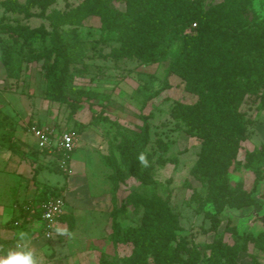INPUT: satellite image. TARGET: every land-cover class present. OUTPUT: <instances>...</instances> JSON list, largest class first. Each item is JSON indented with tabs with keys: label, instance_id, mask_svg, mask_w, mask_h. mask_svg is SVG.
Instances as JSON below:
<instances>
[{
	"label": "trees",
	"instance_id": "16d2710c",
	"mask_svg": "<svg viewBox=\"0 0 264 264\" xmlns=\"http://www.w3.org/2000/svg\"><path fill=\"white\" fill-rule=\"evenodd\" d=\"M116 1L124 2L126 9H117L106 0H87L90 12L100 18L102 32L116 33L115 39L119 43L110 50L114 58L135 57L144 65H153L167 60L174 45L180 42L168 72L181 78L186 89L199 99L194 103L176 101L170 114L186 126L189 135L202 140L192 174L208 185L209 201L214 208L206 213L211 221L206 231L218 232L227 218L223 215L227 208L247 209L249 214L258 210L257 187L264 182V171H256L252 189L245 188L242 183L233 185L229 171L240 163L238 154L246 139L247 120L244 112L239 111L246 94H257L264 109V21L257 25L256 32L246 30L242 24L229 25L223 14L228 13L226 2L206 8L205 0ZM14 2L18 4L16 0ZM56 2L28 0L30 8L38 9L29 15L47 19L49 28L44 23L35 28L5 23L0 24V32L16 33L25 40L35 36L49 40V46L33 55L34 60L43 61L45 97L49 101L67 103L72 111H76L86 94V90L74 82L83 74L86 58L79 47L78 31L84 16L78 9H50ZM3 4L7 10H13L8 1ZM223 27L225 29L221 30ZM12 53V47L1 41L0 60L9 76ZM144 118L142 131L123 139L120 154L123 163L133 167L141 185H157L159 181L153 175L155 151L143 155L149 140V125ZM81 126L86 127V124ZM13 136L11 132V145L16 142ZM158 144L160 154L156 162L159 165L176 163L177 159L165 157L168 145L162 140H158ZM55 155L58 157L57 153ZM141 156L145 158L143 162ZM248 156L251 161L264 157V143L249 151ZM104 158L113 169L111 179L121 181L122 167L114 153ZM50 193L60 195L57 191ZM197 195L194 190L193 197L197 198ZM112 198V242L117 246L131 244L132 251L112 259L103 254L101 264H203L205 261L208 264H238L237 251L224 241L216 239L198 244L186 237L179 238L175 232L179 228L178 216L168 199L160 194L147 195L132 190L119 205L114 195ZM130 207L140 215V223L123 225L121 219L129 216ZM229 212L226 228L236 231L234 226L231 227L232 213ZM62 218L73 226L72 214ZM253 227L249 225V232L243 235L246 244L264 239V228L254 233ZM12 243V240L0 239V245L5 248ZM252 262L263 264L256 257Z\"/></svg>",
	"mask_w": 264,
	"mask_h": 264
},
{
	"label": "rangeland",
	"instance_id": "374dc122",
	"mask_svg": "<svg viewBox=\"0 0 264 264\" xmlns=\"http://www.w3.org/2000/svg\"><path fill=\"white\" fill-rule=\"evenodd\" d=\"M5 1L10 3L13 10L6 9L3 4ZM16 1L19 5L14 0H0V24H22L35 28L44 23L49 28L47 19L29 15L38 12V9L30 8L28 0ZM106 1L117 9H126L124 2ZM221 2L228 4V13L223 14L229 25L242 24L246 30L256 32L257 25L264 21V0H205L206 8ZM52 8L66 11L78 9L84 16L78 29L79 47L86 55L84 71L74 80L77 87L86 90L81 106L72 111L67 103L49 101L45 97L43 61L34 60L33 55L44 46H49L48 39L35 36L25 40L16 33L2 31L0 43L4 41L9 44L13 53L10 76L0 60V127L8 126L14 130L23 128L29 133L32 123L41 122L60 131L80 132L85 128L81 124L97 126L109 142L107 154L114 153L122 167V180H112L113 169L105 162V155H98L100 163H105L107 167L104 176H108V190L111 194L116 193L118 205L132 190L147 195L158 193L168 199L170 207L178 216L179 228L175 232L179 238L186 237L188 241L198 244L216 239L224 241L237 251L235 259L238 264H252L253 257L264 264V239L247 244L244 241L243 235L249 232V225L254 226V233L264 228L260 222H249L252 216L247 218V209L227 208L223 213L230 218L228 213L231 211V227L234 226L236 231L227 230V218L223 220L218 232L206 231L211 226L206 213L214 211V208L209 201L208 185L192 174L202 140L189 135L186 126L174 120L170 114L176 101L194 103L199 99L198 95L186 89L181 78L168 72L170 62L179 51L180 42L174 45L167 60L157 64L144 65L135 57L116 59L110 55L111 47L119 43L115 39L116 33L102 32L100 18L90 12L87 0H57ZM239 111L244 112L247 120L246 139L238 154L240 163L232 166L229 174L233 185L242 183L245 188L252 189L256 171H264V157L251 161L248 156L249 151L264 143V109L261 108L259 96L246 94ZM144 117L149 125V140L143 155L155 151L153 175L159 181L157 185H141L133 167L124 164L120 154L123 139L142 131ZM158 140L168 145L165 157L177 159L176 163L159 165L156 162L160 154ZM76 156L84 162L90 161L84 144L73 153V158ZM54 175L60 182L65 181L63 175ZM194 190H197V198L193 197ZM256 206L263 209L264 202L258 200ZM121 222L123 225L139 224L140 215L130 207L129 216L121 219ZM131 251V244L125 247L112 243L104 255L112 259L115 255H128ZM203 264L208 263L205 261Z\"/></svg>",
	"mask_w": 264,
	"mask_h": 264
},
{
	"label": "crops",
	"instance_id": "0c3cea01",
	"mask_svg": "<svg viewBox=\"0 0 264 264\" xmlns=\"http://www.w3.org/2000/svg\"><path fill=\"white\" fill-rule=\"evenodd\" d=\"M10 132L16 140L13 145ZM83 144L90 161L72 156L70 172L65 173L58 157L39 149L30 132L0 127V239L13 241L8 248L14 247L24 232L38 264H101L103 254L113 243L110 214L114 208L112 197L117 195L109 192L108 176H104L107 167L98 159V155L102 157L109 151L107 138L97 126H86L79 132L75 152ZM54 174L63 175L65 181L60 182ZM52 191L64 196L63 215L72 214L74 224L69 226L60 218L54 235L47 238L40 216L25 213L22 206L39 203L46 195L53 196ZM15 221L20 224L14 225Z\"/></svg>",
	"mask_w": 264,
	"mask_h": 264
},
{
	"label": "built area",
	"instance_id": "2783aa9c",
	"mask_svg": "<svg viewBox=\"0 0 264 264\" xmlns=\"http://www.w3.org/2000/svg\"><path fill=\"white\" fill-rule=\"evenodd\" d=\"M29 132L36 139L37 146L41 150H47L51 154H58V162L62 171L70 172V161L76 150L79 133L76 130L58 132L51 125L32 123ZM65 198L62 194L53 195L47 199L33 204L27 203L22 206V210L31 216H40L42 222L43 235L51 238L56 230L60 218L65 213ZM20 221H15L14 225H19Z\"/></svg>",
	"mask_w": 264,
	"mask_h": 264
},
{
	"label": "clouds",
	"instance_id": "9594fccd",
	"mask_svg": "<svg viewBox=\"0 0 264 264\" xmlns=\"http://www.w3.org/2000/svg\"><path fill=\"white\" fill-rule=\"evenodd\" d=\"M141 156V161H144ZM6 253V254H5ZM0 264H38L34 252L28 247L27 234L21 232L14 247L0 245Z\"/></svg>",
	"mask_w": 264,
	"mask_h": 264
},
{
	"label": "water",
	"instance_id": "95a60500",
	"mask_svg": "<svg viewBox=\"0 0 264 264\" xmlns=\"http://www.w3.org/2000/svg\"><path fill=\"white\" fill-rule=\"evenodd\" d=\"M259 200H262L264 202V182L259 188ZM245 215L247 216V218L249 216H252L249 218V222H260L261 225L264 226V208H259L258 210L253 211L251 214H249V210H247V212H245Z\"/></svg>",
	"mask_w": 264,
	"mask_h": 264
}]
</instances>
